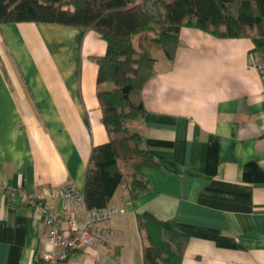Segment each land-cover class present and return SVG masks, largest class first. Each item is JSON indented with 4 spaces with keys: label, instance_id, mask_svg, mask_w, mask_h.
<instances>
[{
    "label": "crops",
    "instance_id": "obj_1",
    "mask_svg": "<svg viewBox=\"0 0 264 264\" xmlns=\"http://www.w3.org/2000/svg\"><path fill=\"white\" fill-rule=\"evenodd\" d=\"M264 16V0H254ZM97 32L46 22L0 23V264L39 262L43 216L29 195L61 211L42 189L83 191L91 149L109 136L96 96ZM250 38L182 27L174 57L159 54L130 127L161 159L150 188L109 201L125 211L111 235L56 264H143L136 213L151 212L188 236L181 264H264V77ZM75 209L82 215V205Z\"/></svg>",
    "mask_w": 264,
    "mask_h": 264
},
{
    "label": "trees",
    "instance_id": "obj_2",
    "mask_svg": "<svg viewBox=\"0 0 264 264\" xmlns=\"http://www.w3.org/2000/svg\"><path fill=\"white\" fill-rule=\"evenodd\" d=\"M25 21L94 30L106 43L96 58V96L109 140L91 149L82 191L87 209L108 206L120 184L130 198L139 196L150 188L143 170L161 167L143 134L130 125L145 115L143 85L159 54L174 57L182 27L219 38H250L264 60V16L254 0H0V23ZM136 222L143 264L182 263L186 234L149 211L136 213Z\"/></svg>",
    "mask_w": 264,
    "mask_h": 264
},
{
    "label": "built area",
    "instance_id": "obj_3",
    "mask_svg": "<svg viewBox=\"0 0 264 264\" xmlns=\"http://www.w3.org/2000/svg\"><path fill=\"white\" fill-rule=\"evenodd\" d=\"M259 74L264 77V60L257 63ZM4 187H0V193ZM60 197L62 199L61 211L52 206L42 205L29 195L28 203L33 209L43 216L47 227V247L42 252V260L45 264H56L64 261L69 253L74 250L94 247L100 240L111 235L109 228L96 230L97 225L110 220L112 217L125 211L123 208L106 206L101 209H87L82 193L74 187L42 189L38 197ZM82 205V215L79 216L75 205Z\"/></svg>",
    "mask_w": 264,
    "mask_h": 264
}]
</instances>
